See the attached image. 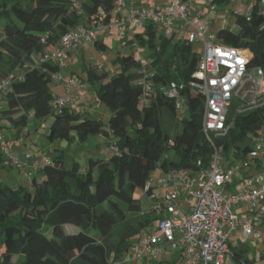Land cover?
Masks as SVG:
<instances>
[{
	"label": "trees",
	"instance_id": "1",
	"mask_svg": "<svg viewBox=\"0 0 264 264\" xmlns=\"http://www.w3.org/2000/svg\"><path fill=\"white\" fill-rule=\"evenodd\" d=\"M113 1L0 0V83L10 81L0 91V103L4 104L0 129L1 122L23 129L30 118L36 123L52 117L48 141L76 138L85 143L96 135H111L112 144L120 151L108 159H90L81 171L77 164L65 167L63 151L56 150L51 163L38 171L45 179L41 184L33 181L32 192L23 187L12 190L0 183V264L121 262L129 244L153 221L150 214L141 212L133 197L135 190L143 191L151 172L156 168L161 174L193 171L197 162L204 168L210 162L212 148L202 132L204 100L189 89L199 57L186 41L158 52L150 26L145 30L151 51L149 75L133 55L121 56L120 72L110 77L105 72H88L89 79L99 85L97 101L110 112L106 126L68 108L52 110L55 98L50 84L59 66L39 62L40 58L72 29L89 24L99 11L109 22ZM258 2L250 21L237 15V31L224 28L216 37L219 45L241 50L249 68H260L264 73V17ZM93 45L105 48L100 41ZM147 76L150 96L144 95ZM173 83L185 87L181 113L166 95ZM236 106V102L232 104L229 122ZM165 121L170 130L163 129ZM172 127L179 133L172 134ZM261 134L264 106L236 115L228 135L216 144L229 163L235 159L244 168L252 141ZM66 227L74 228V232ZM14 257L18 263L13 262Z\"/></svg>",
	"mask_w": 264,
	"mask_h": 264
},
{
	"label": "built area",
	"instance_id": "2",
	"mask_svg": "<svg viewBox=\"0 0 264 264\" xmlns=\"http://www.w3.org/2000/svg\"><path fill=\"white\" fill-rule=\"evenodd\" d=\"M243 1L250 8V14L246 16V20L250 21L256 0ZM194 2L114 0L109 22H105L106 15L99 11L89 24L72 29L54 49H46L39 60L64 67L70 52L84 43L93 45L100 41L111 27L117 31L120 40L130 29L144 31L150 26L167 38H175V43L202 44L201 52L196 54L199 57L198 68L189 89L204 100L202 132L212 148L210 162L206 168L199 161L196 170L161 174L155 185L151 178L146 181L143 192L153 203L149 213L153 221L129 244L121 262L114 264H137L142 261L150 264H234L229 236L241 227L246 238H260L255 228L264 218V174L243 176L241 165L232 166L216 141L228 135L236 115L264 106V73L260 68H249L241 50L216 42V38L209 34L210 24L204 20V12L197 10ZM259 3L264 4V0H259ZM259 13L264 17V11ZM42 43H45L44 39ZM54 78L64 83L65 95L51 102L52 110L61 112L71 103L75 82L57 75ZM148 78L143 82L145 96L152 94ZM9 85V80L2 81L0 91ZM184 89V85L173 83L166 92L173 101L175 111L180 113L185 107V98L181 94ZM235 102L237 106L229 122ZM252 143L253 148L245 157L243 166L257 164L264 168V135H259ZM14 144V141L3 138L0 129L3 165L21 168L22 162L12 152ZM110 150L111 154L119 155L120 151L114 144ZM25 158H31V154L27 153ZM48 164L50 162L46 161L44 165ZM235 176L242 185L236 193L229 194L227 185ZM240 204L253 209L243 219L237 218L232 211Z\"/></svg>",
	"mask_w": 264,
	"mask_h": 264
},
{
	"label": "crops",
	"instance_id": "3",
	"mask_svg": "<svg viewBox=\"0 0 264 264\" xmlns=\"http://www.w3.org/2000/svg\"><path fill=\"white\" fill-rule=\"evenodd\" d=\"M261 4H258V9L264 11V8L260 9ZM193 5L197 10L204 12V20L210 24V35L214 33V27H216V35L219 30L228 28L221 14L231 12L228 9L229 0H195ZM145 30L130 29L127 31L125 38L120 40L117 31L111 27L109 32L100 40L105 46L104 49H98L94 45L84 43L78 49L69 53L66 65L59 68L57 76L71 78L75 82L71 93V103L67 107L70 111L91 121L101 122L105 126L108 124L110 112L97 101L95 93L99 85L89 79L88 72L90 70L105 72L110 77L120 72L119 58L121 56H134V53L137 52L139 53L137 59L140 61L143 70L149 75V72H151L149 66L151 51L146 43L149 36L145 34ZM152 31H154V43L158 52H163L175 44V38L163 36L156 39L157 31L154 29ZM233 31H237V29ZM215 38L217 42V37ZM50 90L53 98L65 95L64 83L56 78L51 82ZM52 121V117H48L35 123L33 118H30L23 129H15L8 123L1 122L3 138L15 142L12 152L22 162L23 166L13 168L3 165L0 154V183L12 190L23 187L32 192L33 181L41 184L45 179L38 171L46 161L51 163L52 154L56 150L63 151L65 167L71 168L73 164H77L81 171L87 168L90 159L110 158V146L113 142L111 135H96L85 143H79L76 138L71 141L56 140L50 142L47 135ZM27 153L31 154V158H25ZM34 167H37V169ZM240 171L243 176L257 173L264 174V168L257 164L242 168ZM241 185L242 182L235 176L227 185V192L234 194L240 189ZM232 211L237 218L243 219L250 215L253 209L240 204L234 206ZM66 228L70 233L74 232V228ZM255 229L260 233L259 239H254L251 236L246 238L241 227H238L229 236L228 244L239 260V262L234 260V264H264V218L261 219ZM12 260L15 263L19 262L18 257H14Z\"/></svg>",
	"mask_w": 264,
	"mask_h": 264
},
{
	"label": "rangeland",
	"instance_id": "4",
	"mask_svg": "<svg viewBox=\"0 0 264 264\" xmlns=\"http://www.w3.org/2000/svg\"><path fill=\"white\" fill-rule=\"evenodd\" d=\"M151 4H153V1H150ZM264 8V4L260 5V9L262 10ZM228 9L231 10L230 13H222L221 17L225 20L226 22V26L230 29V30H236V24H235V17L237 15H241L246 17L247 15L250 14V8L248 6V4H246L243 0H229V5H228ZM3 26V22L0 21V29ZM1 32V30H0ZM213 36L216 37V27L213 28ZM163 37V34L160 32H156V39H159ZM173 38V37H172ZM192 48V52L199 54L201 52V48H202V44L195 42L194 44L191 45ZM134 56L137 58L139 56V53L135 52ZM2 106H4V104H1ZM167 121V120H166ZM163 122V129L167 128L170 130V125L167 122ZM171 133L172 134H177L179 133V130H176L174 127H172L171 129ZM232 161V166H236L238 165L239 161L235 160V159H230ZM192 171V170H190ZM161 176L160 170L158 168H156L155 170H153L150 174V178L152 179L153 184L155 185L157 180L159 179V177ZM133 197L135 200L138 201V203L140 204L141 207V212L143 214H149L152 210L153 207V203L150 202V200L147 198L146 194L142 191V190H135V192L133 193ZM3 251V246H2V238L0 236V253ZM122 264H127V263H122ZM137 264H150L148 262H140Z\"/></svg>",
	"mask_w": 264,
	"mask_h": 264
}]
</instances>
